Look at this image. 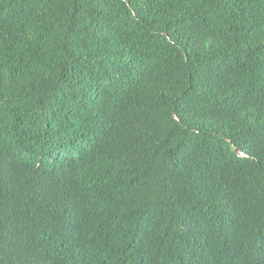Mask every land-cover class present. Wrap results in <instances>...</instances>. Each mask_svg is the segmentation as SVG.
Masks as SVG:
<instances>
[{
  "label": "trees",
  "instance_id": "trees-1",
  "mask_svg": "<svg viewBox=\"0 0 264 264\" xmlns=\"http://www.w3.org/2000/svg\"><path fill=\"white\" fill-rule=\"evenodd\" d=\"M0 264H264V0H0Z\"/></svg>",
  "mask_w": 264,
  "mask_h": 264
}]
</instances>
